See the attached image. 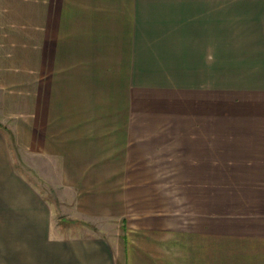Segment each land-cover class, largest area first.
I'll return each mask as SVG.
<instances>
[{
  "label": "crops",
  "instance_id": "obj_1",
  "mask_svg": "<svg viewBox=\"0 0 264 264\" xmlns=\"http://www.w3.org/2000/svg\"><path fill=\"white\" fill-rule=\"evenodd\" d=\"M233 94L264 96V0H0V120L17 150L46 160L81 216L127 224L114 253L99 237L53 240L46 177L19 174L0 130V236L25 238L28 264H264V195L239 233L156 227L173 208L131 225L132 171L215 168Z\"/></svg>",
  "mask_w": 264,
  "mask_h": 264
},
{
  "label": "rangeland",
  "instance_id": "obj_2",
  "mask_svg": "<svg viewBox=\"0 0 264 264\" xmlns=\"http://www.w3.org/2000/svg\"><path fill=\"white\" fill-rule=\"evenodd\" d=\"M229 77L234 76L228 75ZM231 90L232 84L229 82L228 94L233 93ZM19 93L20 91L15 92L18 97L21 96ZM227 105L230 109L227 116L228 153L212 155V165L216 166L215 168L182 170L179 163L180 169L177 167L132 171L133 201L131 204L133 208L130 212L133 217V220L131 219L133 228L147 227L150 220L162 219V216L168 213L169 208L174 209V218L167 221L168 225L156 227L184 229L186 223L190 228L206 226L208 230L207 225H209L212 232L239 233L242 232V227L249 226L248 221L242 218L241 212L256 205L258 201L256 199L264 195V167H262L264 166V154H254L257 148L264 149L262 148L264 138L261 139L264 135V96L254 98L233 94L228 96ZM240 119L244 121V126L248 125L247 129H241L240 125L234 122L241 124ZM3 121L4 119L1 118L0 130L5 136H9L11 143L15 145L14 160L19 168L17 170L19 174L25 180L29 175L34 179L38 176L46 177L45 179L40 178V182L36 181L39 183L44 201L52 209L53 228L50 237L55 241L99 237L109 243L112 253L115 247L119 248L118 243H121L122 247L123 235L127 227L122 218L99 220L92 215L87 216L88 214L81 216L80 212L75 209L76 204L73 202V197L67 193L70 192L69 187L65 186V183H58L54 177L51 178V171L46 160H34L33 157L36 156L21 153L19 148L17 150L18 139L12 134L11 123ZM240 151L245 153H240ZM202 154L208 156L206 153L197 152V155ZM164 155L171 156L172 154ZM219 158H222L221 164L218 163ZM152 165L159 166V164ZM139 176H146L147 183L144 185L142 182L140 187H135L137 181L135 179ZM145 191L146 195L140 196L141 199L136 197ZM259 205L261 209H264L262 201ZM185 214L190 216L185 217ZM5 237H8L7 241ZM25 244V238L17 240L10 234L0 236V264H28L22 258ZM42 259L39 257L34 263L54 264L55 260L54 257L44 262Z\"/></svg>",
  "mask_w": 264,
  "mask_h": 264
}]
</instances>
